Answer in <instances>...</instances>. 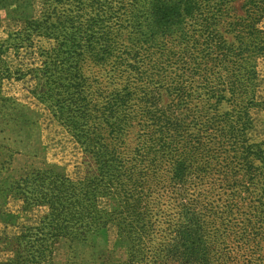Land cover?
Listing matches in <instances>:
<instances>
[{
  "label": "trees",
  "instance_id": "obj_1",
  "mask_svg": "<svg viewBox=\"0 0 264 264\" xmlns=\"http://www.w3.org/2000/svg\"><path fill=\"white\" fill-rule=\"evenodd\" d=\"M93 5L100 17L84 26L69 10L55 23L45 15L27 22V39L43 30L62 40L39 47V65L17 79L32 77L31 96L79 145L83 176L35 170L0 185L22 211L46 208L37 225L21 229L11 243L14 256L0 264H54L60 239L85 243L110 226L128 253L104 264H263L264 141L251 139L249 110L256 106V61L264 58V0ZM128 12L132 46L122 56L112 61L109 44L80 46L83 35L88 43L99 39L101 26L124 29ZM67 29L72 33L63 36ZM166 37L197 53L190 61L180 55L171 83V70L159 66L151 48L137 47L153 44L163 52ZM164 82L173 94L170 112L155 107ZM224 102L230 110L219 115ZM101 199L112 207L102 208ZM169 199L175 204L167 210Z\"/></svg>",
  "mask_w": 264,
  "mask_h": 264
},
{
  "label": "rangeland",
  "instance_id": "obj_2",
  "mask_svg": "<svg viewBox=\"0 0 264 264\" xmlns=\"http://www.w3.org/2000/svg\"><path fill=\"white\" fill-rule=\"evenodd\" d=\"M123 1L129 2V0ZM71 3V5H62L53 0H0V185L2 188L7 187L12 179L22 176V173L35 170H53L73 180L83 176L82 151L79 145L53 120L46 107L31 96L29 91L34 85L32 77L17 79L19 73L39 65L40 59L37 53L39 47L58 46L62 40V37H59L57 43L53 38L56 35L55 32L43 30L31 33L30 39H27L28 21H39L42 15H45V17L49 16L50 23H55L58 17L69 15L68 10L76 18L75 22L81 26H84L92 17H100L96 16L100 13L94 5L92 6V0H82L78 6L74 1ZM123 15L121 20L125 25L124 29L116 32L114 25L101 26L96 31L99 39L88 43V39L83 35L80 46L109 44L113 47L112 61L122 56L123 51L132 46L130 43L132 29L129 27L132 21L128 20L130 12ZM261 27L264 29V20ZM71 33L72 31L67 29L62 35L67 36ZM105 38L106 42L103 41ZM166 39L167 43L164 45L166 47L163 52L157 48L158 45L153 44L137 47L147 50V47L151 48L150 52L157 59L159 66H163L162 69L171 70L167 71L171 83L177 73L176 66L180 61V55L184 53L186 56L184 60L190 61L197 53L193 52L192 46H186L187 44L177 46L172 41L173 38L166 37ZM183 50L193 54L190 55ZM87 67L91 74L98 70L88 65ZM159 72L166 76L161 73V69ZM256 73V106L249 110L253 125L250 135L252 141H264V58L257 59ZM168 87L169 83L164 82L158 86L157 93L154 92L155 107L170 112L174 109L171 104L173 94L168 91ZM135 107H138V110H144L143 105ZM179 110L184 112V108ZM229 110L228 103H221L218 114L222 115ZM146 124L152 128L150 122ZM134 130L130 129L126 143L130 141L129 138H133ZM174 204L175 202L169 199L164 206L168 210ZM100 206L110 209L112 203L101 199ZM45 212L46 208L36 206L22 211V203L5 189H0V263L14 256L11 243L21 229L37 225ZM226 250L230 251L231 247ZM127 253V246L123 239L119 238L116 229L110 226L97 232L95 236L89 237L85 243L74 241L71 244L66 239H60L54 247L52 259L54 264L72 262L74 264H104L108 260L124 261ZM262 263L264 264V260Z\"/></svg>",
  "mask_w": 264,
  "mask_h": 264
}]
</instances>
